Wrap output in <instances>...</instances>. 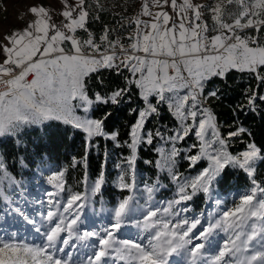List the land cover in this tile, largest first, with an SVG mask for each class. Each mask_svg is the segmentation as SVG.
Segmentation results:
<instances>
[{"label": "snow or ice", "instance_id": "snow-or-ice-1", "mask_svg": "<svg viewBox=\"0 0 264 264\" xmlns=\"http://www.w3.org/2000/svg\"><path fill=\"white\" fill-rule=\"evenodd\" d=\"M165 7L171 8L174 15L164 11ZM153 8L158 10L153 11ZM29 11L35 19L26 28L5 36L7 43L0 45L3 52L0 62V137H16L20 141L29 134V129L48 121L81 129L89 138L103 135V120L82 118L76 115V110L88 112L94 103L117 104L128 88L117 89L107 97L95 93L93 99L86 91L85 80L101 69H115L120 74V69L125 68L135 77L126 78L128 84H135L145 104L131 129L129 168L135 162L136 146L141 140L139 132L146 118L158 113L150 97L156 98L157 104H166L180 121V129L169 137L173 144L195 129L194 135L200 146L198 154L185 157L190 166H195L201 159L209 163L195 177L179 183V200L170 201L163 210L134 209L130 207L132 197L122 200L103 234L95 231L76 233L74 226L80 219L79 212L70 213V210L74 206L83 207L78 203L83 198L73 194L63 209L64 213L72 215L70 220L51 209L47 212L48 227L42 233L43 243L0 240V264H72L71 252H66L65 248L74 233L82 242L93 239L91 245H84L92 249L86 257L87 264H109L110 260L114 264H169V257L181 251L186 252L188 264H199L201 260L203 264H264V186L254 178L257 164L264 163V152L255 143H250L239 155L230 154L211 111L200 107L206 82L213 77L224 80L235 70L253 74L264 83L261 73L264 69V38L260 35L264 29V0H215V3L209 0L207 4L199 0H179V3L178 0H143L140 13L130 22L135 29L128 46L118 40H109V30L105 28L101 37L105 42L103 49L94 42L86 27L89 13L85 0H72L71 3L62 0L61 27L52 22L49 9L43 4L33 5ZM206 12L211 15V29L204 22ZM78 29L88 32V39L81 41L76 36ZM245 29H253L255 35H241ZM209 31L215 34L209 36ZM66 42L71 46L68 49L64 46ZM117 47L124 54L123 58L116 54ZM84 49L90 51L85 54ZM217 91H210L208 96L215 97ZM254 99L253 95L249 103ZM189 119L190 124L187 123ZM244 131L241 128L230 135ZM110 138L115 140L116 135ZM146 142L152 143L151 133L147 134ZM178 154L173 147L162 161L157 162L158 166L171 172ZM84 163L86 166L87 161ZM227 166L242 169L251 179V187L238 193L233 206L223 210L207 227L190 235L200 220L183 219L173 223L160 215L161 211L169 214L174 204L190 200L197 191L207 193ZM3 168L0 162V172ZM63 175V172L51 174L48 183L63 190ZM3 177L11 180L6 172ZM103 179L101 172L92 186L93 193L100 189ZM120 179L121 188H130L123 182V176ZM173 179L179 181L180 178L173 174ZM189 188L191 193L187 191ZM147 191L151 194L153 189ZM55 195L46 193L49 198ZM48 203L52 205L53 201L49 199ZM136 211H141L139 219L134 216ZM24 219L33 223L27 216ZM132 224L148 233L147 237L140 233L136 238L117 235L126 225ZM216 230L227 234L219 247L216 241L209 239ZM35 231L41 233L39 227ZM65 233L67 236L62 235ZM197 240L201 242L194 243ZM206 243L215 251L205 258Z\"/></svg>", "mask_w": 264, "mask_h": 264}, {"label": "trees", "instance_id": "trees-1", "mask_svg": "<svg viewBox=\"0 0 264 264\" xmlns=\"http://www.w3.org/2000/svg\"><path fill=\"white\" fill-rule=\"evenodd\" d=\"M114 1L115 3L112 0H85L86 10L89 13L86 27L93 35L95 43L100 44L102 49L105 44L101 42V37L105 28L109 30V40H120L121 43L129 41L127 35L133 28V24L130 23L132 10L125 18L120 14V8H117L119 0ZM88 32L79 29L76 36L82 41L88 36ZM5 43L7 42L4 39L0 40V45ZM2 60L3 52L0 50V62ZM261 73L264 74V69ZM126 78L135 79L128 69L121 68L120 74H117L115 69H101L85 80L86 91L93 99L95 93L107 97L117 89L128 88V91L118 98L117 104L94 103L91 106L90 118L103 120V135L87 138L81 129L61 122H51L41 128L29 129V134L20 141L7 139L0 143V155L6 171L16 179L29 178L39 161L46 158L57 171L63 172L65 181L78 193H84L82 185L85 179L92 183L103 172V183L92 197L95 206L111 207L127 198L130 194L128 190L117 189L113 185L116 172L114 167L116 161L125 163L132 155V149L129 147L131 129L139 118V111L145 108V104L140 96V90L135 84L129 85ZM217 89L215 97L208 96L210 91ZM253 95L255 99L250 104L249 99ZM261 97H264V83L247 72L232 70L224 80L213 77L206 82L202 96L204 107L211 111L217 130L221 138L226 141L227 151L230 154L237 155L245 151L250 143H255L264 152V99ZM150 100L157 107L158 113L147 117L142 134L147 136L151 133L152 143L148 144L144 139L140 142L136 148L133 166L153 179L158 174L157 147L175 133L178 123L165 104H157L154 97ZM106 115L107 119H105ZM241 128L245 131L239 135H230ZM113 134L116 135L115 140L110 138ZM193 145L196 147H192ZM176 146L182 158L185 149L188 150V156L195 155L199 142L190 134L180 140ZM204 167L203 162L190 166L188 161H179L177 173L190 175ZM262 177L264 178V163H259L255 179L262 181L264 180ZM248 180L243 170L227 166L211 188H215L213 190L223 195L235 187L248 184ZM205 203L203 194L193 199L197 211L203 209Z\"/></svg>", "mask_w": 264, "mask_h": 264}, {"label": "rangeland", "instance_id": "rangeland-1", "mask_svg": "<svg viewBox=\"0 0 264 264\" xmlns=\"http://www.w3.org/2000/svg\"><path fill=\"white\" fill-rule=\"evenodd\" d=\"M112 1L113 3H115L114 0ZM69 2L71 3L72 0H69ZM199 2L207 4L209 0H199ZM212 2L215 3V0H212ZM142 3L143 0H119V2L117 3V8H120L119 12L120 14H123V17L125 18H127L126 15L128 14V12L132 10V21L140 13ZM38 4H43L45 7H47L52 16V22L55 23L58 27L62 26L61 22L63 18L60 15V11L62 9V0H7L4 5L0 6V40L4 39V37L2 36L10 35L13 32H17L24 29L25 26L27 27V24L30 22L29 20L35 19V17L30 13L29 9L31 6ZM53 5H56V9ZM152 10L157 11L158 9L153 8ZM164 11L169 12L170 15H174L172 13L171 8L169 7H165ZM141 19L148 20L149 17H141ZM204 22L207 23L209 25V28L211 29L212 20L210 13H205ZM134 29L135 25L133 24V28L127 35L128 38L134 36ZM245 33L248 35H255L253 29H245L244 32L240 34L243 35ZM214 34L215 33L212 31H209L208 33L209 36ZM260 35L262 38H264V33L261 32ZM86 39H88V36L83 40ZM118 41L125 47H127L130 43V41H127L126 43H121L120 40ZM101 42L103 41L101 40ZM103 44H105V42H103ZM64 46L66 49L71 47L70 44H68L67 42ZM84 51L85 54H87L90 50L84 49ZM116 54L123 58L124 54L120 52L119 47H117L116 49ZM151 98L152 97H150V99ZM200 107L205 108L204 99L202 97ZM90 108L91 106L89 107L88 112H84L82 109L78 108L76 110V115L82 118L87 117L91 119L89 115ZM173 116L176 118V121L178 123V128L176 130L178 131L180 129V121L175 115ZM51 122L58 121H48L45 122L43 125L34 126L33 128H41ZM187 123L190 124L191 119H189ZM194 131L195 129H193V131L190 132L189 135L191 134L196 138V136L194 135ZM85 134L87 138H89L86 132ZM139 135L141 137L140 142L143 139L146 141L147 136H143L142 130H140ZM94 136L96 135H93L92 137ZM7 139L17 140L16 137H0V143ZM179 141H176L173 144L171 140L167 139L161 144H159L157 147V152L159 155L158 161H162L163 156L169 153L173 147L177 149L176 145ZM140 142L137 144V146L140 144ZM187 153L188 150L185 149L182 158L179 156V154L175 157V163L171 169V172L167 168L159 167L157 163L158 174L153 179L148 176H145L142 172L135 169L134 166L129 168L127 162L123 163L121 161H116L114 167L116 172L113 179V185L117 189H126L129 191L130 194L128 197L133 198L130 202L131 208L139 210L159 208L163 210L164 208H167L169 206L170 201L179 200V183L183 182L185 178L195 177L201 171L200 170L190 175H179L177 173V164L179 163V161H188L185 158L188 156ZM198 153L199 148L196 154ZM0 162L3 163L1 155ZM199 162L205 163V167H207L209 163L206 159H201ZM3 172H6L8 176L11 177V180L4 178ZM3 172H0V240L14 241L19 243L27 242L29 244L43 243L42 233L48 227V221L45 219V217L50 209L57 212L58 216L63 215L69 220L72 218V215H70L71 212H79L80 219L78 221V224L74 226V228L76 229V233L82 234L84 231H95L99 232L100 234H103V230L108 227L109 224L112 222L114 210L122 201H119L116 205L111 207H105L103 205L95 206L92 203V197L97 191L93 193L92 186L96 181L90 183L86 179L83 181L82 185L84 193H78L75 188L71 187L67 183V181H65L64 175L62 177L63 190L55 188L52 184L48 183V177L51 174L57 173L59 171H57V169L52 164L48 163L46 158H43L39 161L38 165L34 170L33 175L29 178H13L6 171L5 167L3 168ZM173 174L179 176V181L173 179ZM121 176H123V182L129 184L130 188L120 187ZM262 179L264 178L262 177ZM215 180L212 182L211 186L214 185ZM257 182L264 186V180H257ZM211 186L207 193L203 191H197L194 195H192V198L190 200L181 201L178 204H174L171 207L169 214H164L161 211L160 215H163L166 219H170L173 223L183 219H187L190 222L195 219H198L200 220V224L197 225L196 229H193V233H190V235L198 233L202 228L207 227L209 222H213L215 219H217L223 210L233 206V203L236 200L238 193L243 192L251 187V179L249 178L248 184L243 185L241 187H235L223 195L218 194L216 190H213L215 188H211ZM148 188L153 189L151 194H149V192L147 191ZM187 191L188 193H191L192 189L189 188L187 189ZM47 192H53L56 193V195L49 198L48 196H46ZM73 194H80L82 196V201L78 203H82L83 207L76 208L74 206L73 210H70V213H64L63 209L67 206V201ZM201 194L205 195L206 203L203 209L197 211L194 208L193 199L194 197H197ZM49 199L53 201L52 205H49ZM17 209H19V211H17ZM176 213H178V215H176ZM130 215H132V213H130ZM24 216L29 217L33 221V223H27V221H25L24 219ZM134 216L136 219H139L141 217V211H136L134 213ZM37 227L41 229V233H37L35 231V228ZM137 233H140L142 237H147L148 235V233L146 232H141V230L135 227L134 224L126 225L120 230L119 233H117V235L120 238H136ZM62 235L67 236L66 233ZM209 239L216 241L217 247H219L222 246L223 241L227 239V234L220 230H216L215 232H213L212 236ZM141 242L145 241L142 240ZM200 242L201 241L198 240L194 241V243ZM92 243L93 239H89L83 242L76 239L74 233L73 237L69 240V245L65 248L66 252H71L72 264H87L86 257L91 254L92 249L86 248L84 245H91ZM73 245H75V247H73ZM214 251L215 249H209L206 243V247L204 250L205 258L214 254ZM109 264H114V262L110 260ZM169 264H188V257L186 252L181 251L179 253H173V255L169 257ZM199 264H203V260H201Z\"/></svg>", "mask_w": 264, "mask_h": 264}, {"label": "water", "instance_id": "water-1", "mask_svg": "<svg viewBox=\"0 0 264 264\" xmlns=\"http://www.w3.org/2000/svg\"><path fill=\"white\" fill-rule=\"evenodd\" d=\"M7 0H0V6L4 5Z\"/></svg>", "mask_w": 264, "mask_h": 264}, {"label": "crops", "instance_id": "crops-1", "mask_svg": "<svg viewBox=\"0 0 264 264\" xmlns=\"http://www.w3.org/2000/svg\"><path fill=\"white\" fill-rule=\"evenodd\" d=\"M53 6H54V5H53ZM55 6H56V5H55ZM55 6H54V8L56 9ZM29 21H30L29 23H31L33 20H29ZM29 23H28V24H29ZM28 24H27V25H28ZM24 28H26V26H25ZM2 37H5V36H2ZM1 62H2V61H1Z\"/></svg>", "mask_w": 264, "mask_h": 264}]
</instances>
